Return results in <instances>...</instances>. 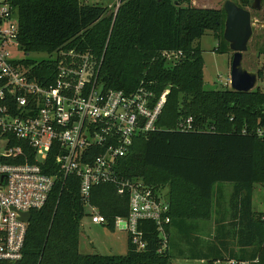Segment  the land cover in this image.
I'll return each instance as SVG.
<instances>
[{
    "label": "trees",
    "instance_id": "trees-1",
    "mask_svg": "<svg viewBox=\"0 0 264 264\" xmlns=\"http://www.w3.org/2000/svg\"><path fill=\"white\" fill-rule=\"evenodd\" d=\"M233 1L242 7L251 2ZM11 2L24 53H88L105 87L124 92L141 87L154 99L165 91L157 128L135 135L115 160L114 170L118 179L139 178L152 189L165 187L169 216L164 237L153 221L139 222L142 249L126 234L122 254L80 253L78 231L85 212L78 177L59 176L44 204L29 210L19 264H171L167 248H162L169 241L170 226L187 240L191 225L185 220L208 216L216 181L232 183L228 229L218 223L208 250L191 257L205 258L206 264L227 258L264 264V215L251 206L254 182H264V91L204 88L201 49L194 43L210 31L214 49L227 50L222 6H196L191 0H116L113 8L80 0ZM170 50L180 54L168 58L164 52ZM58 60L46 56L24 62L34 64L32 72L47 82ZM46 71H52L47 79L40 75ZM256 75L261 77L262 68ZM187 116L191 128L178 129L177 123ZM89 201L111 230L113 217L127 211V192H116L111 181L92 185Z\"/></svg>",
    "mask_w": 264,
    "mask_h": 264
},
{
    "label": "built area",
    "instance_id": "built-area-1",
    "mask_svg": "<svg viewBox=\"0 0 264 264\" xmlns=\"http://www.w3.org/2000/svg\"><path fill=\"white\" fill-rule=\"evenodd\" d=\"M17 34L16 8L11 0H0V264H19L28 222L22 214L42 206L55 179L68 174L78 177L91 222L106 223V217L90 203V188L111 181L116 192H127V211L113 217V226L119 225L136 249L145 246L138 228L143 220L153 221L164 237L169 221L164 193L139 178L118 179L114 165L135 135L157 128L165 91L154 99L141 87L131 92L105 87L88 53L72 50L47 55L59 60L51 80L43 82L32 72L34 64L18 55L23 51ZM164 54L175 58L180 50ZM50 73L40 75L47 79ZM177 128H191V117Z\"/></svg>",
    "mask_w": 264,
    "mask_h": 264
},
{
    "label": "rangeland",
    "instance_id": "rangeland-1",
    "mask_svg": "<svg viewBox=\"0 0 264 264\" xmlns=\"http://www.w3.org/2000/svg\"><path fill=\"white\" fill-rule=\"evenodd\" d=\"M116 0H80V2H99L113 8ZM224 0H191L196 6L221 7ZM115 7V6H114ZM264 4L261 3L259 11L250 9L255 14V20L264 18ZM259 19V20H258ZM201 49L202 55V85L204 88L229 87V59L230 50L217 52L214 49L215 37L210 31H205L194 40ZM23 58L38 60L48 54L43 52H18ZM242 66L248 70L262 68V75L256 78L252 88L258 87L264 91V38L263 31L258 23L251 25V35L246 43V49L242 52ZM166 89V88H165ZM232 183L229 181H216L212 184L210 213L207 217L191 218L185 220L191 225L189 238L186 240L173 225L169 228V241L163 243L162 248H167L171 264H206L205 258H192L191 254L198 251H207L215 227L221 223L224 229H228V197ZM165 194V187L161 188ZM252 209L264 215V182H254L251 197ZM85 213L80 219L78 231V251L80 253L122 254L126 250V233L115 225L113 230L104 223H94L89 220V209L84 208ZM231 241V240H229ZM250 250L249 247L246 249ZM211 264H227L225 260H212Z\"/></svg>",
    "mask_w": 264,
    "mask_h": 264
},
{
    "label": "water",
    "instance_id": "water-1",
    "mask_svg": "<svg viewBox=\"0 0 264 264\" xmlns=\"http://www.w3.org/2000/svg\"><path fill=\"white\" fill-rule=\"evenodd\" d=\"M261 0H251L250 7L258 9ZM224 11L222 37L227 42L231 51L229 60V88L233 90L247 91L251 89L256 81V71L248 70L242 66V52L246 49L247 40L251 34V25L258 23L263 29L264 18L260 21L250 17L249 9L237 5L233 0H224L222 3ZM21 219L28 221L29 212H24Z\"/></svg>",
    "mask_w": 264,
    "mask_h": 264
},
{
    "label": "flooded vegetation",
    "instance_id": "flooded-vegetation-1",
    "mask_svg": "<svg viewBox=\"0 0 264 264\" xmlns=\"http://www.w3.org/2000/svg\"><path fill=\"white\" fill-rule=\"evenodd\" d=\"M261 3H263L264 4V0H261L260 1V7H261ZM260 7L258 8V9H255V8H251L250 6H246V8H248L249 9V12H250V9H254V11H259V9H260ZM262 11H264V8L262 9ZM255 16V14H253L252 12H250V17H254ZM259 19H261L262 20V18H259ZM258 19V20H259ZM262 31H263V29H262ZM251 35V34H250ZM250 37V36H249ZM263 38H264V36H263ZM249 39V38H248ZM248 41V40H247ZM231 53V52H230ZM231 55V54H230ZM230 60V59H229ZM257 70V69H256ZM255 70V71H256ZM258 78V77H257Z\"/></svg>",
    "mask_w": 264,
    "mask_h": 264
}]
</instances>
